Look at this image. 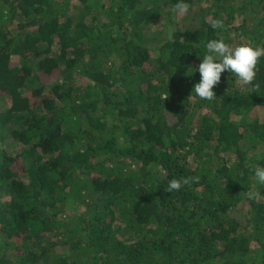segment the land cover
Returning <instances> with one entry per match:
<instances>
[{
  "label": "trees",
  "instance_id": "1",
  "mask_svg": "<svg viewBox=\"0 0 264 264\" xmlns=\"http://www.w3.org/2000/svg\"><path fill=\"white\" fill-rule=\"evenodd\" d=\"M178 2L0 0V264H264V0Z\"/></svg>",
  "mask_w": 264,
  "mask_h": 264
},
{
  "label": "clouds",
  "instance_id": "2",
  "mask_svg": "<svg viewBox=\"0 0 264 264\" xmlns=\"http://www.w3.org/2000/svg\"><path fill=\"white\" fill-rule=\"evenodd\" d=\"M189 4L185 0H179L173 6V12L178 15H186L189 12ZM213 29L222 28L220 21L212 24ZM206 54L201 59L198 68H193L199 72L200 80L193 87L192 96L203 100L211 101L216 98L213 91L221 80L222 73H230L244 86L253 84L257 72V63L261 57H264V48L254 47L248 44L231 46L223 39L209 40L206 43ZM49 88L45 94H50ZM254 176L258 183L264 185V166H257L254 170ZM187 183V181H184ZM181 187V183L171 180L168 183V191H176Z\"/></svg>",
  "mask_w": 264,
  "mask_h": 264
},
{
  "label": "rangeland",
  "instance_id": "3",
  "mask_svg": "<svg viewBox=\"0 0 264 264\" xmlns=\"http://www.w3.org/2000/svg\"><path fill=\"white\" fill-rule=\"evenodd\" d=\"M150 31H152V28L149 27V28L147 29V32H145V33L148 35V34L150 33ZM0 108H1V106H0ZM260 118H261V119H264V112H261V113H260ZM9 144H11V141H10V140H9V143H7V149H6V150H7L8 152H11V151H12V146L9 147ZM13 150H18V149L15 147Z\"/></svg>",
  "mask_w": 264,
  "mask_h": 264
}]
</instances>
